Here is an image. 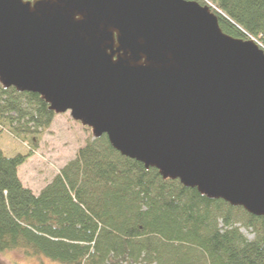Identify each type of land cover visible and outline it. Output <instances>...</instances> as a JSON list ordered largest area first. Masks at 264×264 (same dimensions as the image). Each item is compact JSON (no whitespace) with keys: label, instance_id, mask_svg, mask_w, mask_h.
<instances>
[{"label":"water","instance_id":"95a60500","mask_svg":"<svg viewBox=\"0 0 264 264\" xmlns=\"http://www.w3.org/2000/svg\"><path fill=\"white\" fill-rule=\"evenodd\" d=\"M0 85L163 179L264 217V48L186 0H0Z\"/></svg>","mask_w":264,"mask_h":264},{"label":"trees","instance_id":"16d2710c","mask_svg":"<svg viewBox=\"0 0 264 264\" xmlns=\"http://www.w3.org/2000/svg\"><path fill=\"white\" fill-rule=\"evenodd\" d=\"M186 1L209 5L224 34L264 48V0ZM54 117L39 95L0 85V132L28 147L0 151V254L57 264H264V217L163 179L105 135L33 193L18 168Z\"/></svg>","mask_w":264,"mask_h":264},{"label":"rangeland","instance_id":"374dc122","mask_svg":"<svg viewBox=\"0 0 264 264\" xmlns=\"http://www.w3.org/2000/svg\"><path fill=\"white\" fill-rule=\"evenodd\" d=\"M88 140H93L91 131L73 121L68 113L55 115L49 129L40 137L36 150L18 168L20 181L37 194ZM0 151L6 157H13L17 154L26 155L28 147L12 135L0 132ZM241 231L248 239L252 238L249 232ZM30 259H23L16 251L0 254V264H57Z\"/></svg>","mask_w":264,"mask_h":264},{"label":"flooded vegetation","instance_id":"af4514ba","mask_svg":"<svg viewBox=\"0 0 264 264\" xmlns=\"http://www.w3.org/2000/svg\"><path fill=\"white\" fill-rule=\"evenodd\" d=\"M25 1H31L32 2V1H35V0H25Z\"/></svg>","mask_w":264,"mask_h":264}]
</instances>
